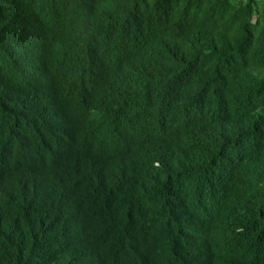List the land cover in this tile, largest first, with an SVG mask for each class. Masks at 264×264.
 <instances>
[{
    "label": "trees",
    "instance_id": "trees-1",
    "mask_svg": "<svg viewBox=\"0 0 264 264\" xmlns=\"http://www.w3.org/2000/svg\"><path fill=\"white\" fill-rule=\"evenodd\" d=\"M0 264H264V2L0 0Z\"/></svg>",
    "mask_w": 264,
    "mask_h": 264
},
{
    "label": "rangeland",
    "instance_id": "rangeland-1",
    "mask_svg": "<svg viewBox=\"0 0 264 264\" xmlns=\"http://www.w3.org/2000/svg\"><path fill=\"white\" fill-rule=\"evenodd\" d=\"M258 2H259V3H262V2H264V0H258Z\"/></svg>",
    "mask_w": 264,
    "mask_h": 264
}]
</instances>
